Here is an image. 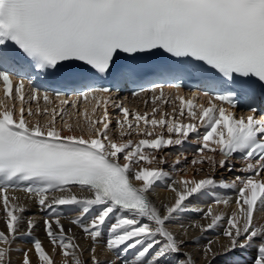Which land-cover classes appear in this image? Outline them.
<instances>
[{
    "label": "snow or ice",
    "instance_id": "snow-or-ice-1",
    "mask_svg": "<svg viewBox=\"0 0 264 264\" xmlns=\"http://www.w3.org/2000/svg\"><path fill=\"white\" fill-rule=\"evenodd\" d=\"M13 45L27 59L21 60ZM161 50L171 57L191 58L192 67L161 73L173 80L199 70L196 62L219 74L222 79H209L206 84L207 106L194 104L195 92L186 99L179 82L171 84L176 89L172 100L157 84L151 89L153 93L159 89V95L152 97L149 118L148 112L141 114L116 102L111 88L97 85L99 78L108 76L115 87L134 80L140 73L138 61ZM14 76L19 77L15 87ZM25 78L31 92L27 97ZM41 78L52 81L51 95L59 100V108L37 107L35 112L25 108L26 100L38 101L41 95L50 102V93H41L49 85L37 83ZM253 80L264 87V0H0V81L5 96L13 99L14 87L20 102L17 108L0 101V205L6 227L0 230V264H13L11 254L17 250L13 245L30 236L40 222L24 216L28 204L15 195L17 191L26 193L25 201H34L45 213L43 228L52 246L50 253L40 239H33L19 264H32V252L36 264H116V260L197 264L184 251L189 241L199 243L189 228L203 234L222 224L226 226L221 235L227 242L221 243L219 237L208 240L198 250L202 264H234L228 258L231 253L252 248L256 255L251 264H264V223L254 222V212L264 210V116H256L260 100ZM66 92L73 95L63 98ZM89 97L96 101L92 112L102 107L103 115L85 116V130L78 105ZM241 98L249 112L237 117L230 109ZM160 100L179 102L172 107L171 118L166 119V112L156 118ZM109 102L123 116L116 119L115 129L110 127ZM225 102L230 108L223 106ZM66 106L74 111L68 112ZM33 116L37 118L28 119ZM40 116L47 118L41 122ZM64 116H75V123ZM185 116L188 122L182 119ZM133 134L143 138L124 139ZM190 134L200 145L190 163H207L209 172L199 179H173L167 185L174 193L172 202L157 207L149 192L157 182L171 179L163 167L167 158L159 153L169 147L182 149ZM237 153L246 162L240 169L244 175L217 181V168L231 171V158ZM182 163L185 167L179 171L187 172L189 161L181 150L173 169ZM73 187L91 195H77ZM217 188L231 190L234 196L214 197L206 210L191 207L193 198ZM233 203L230 214L216 211L215 206ZM64 209L78 213L70 222L91 238L90 249L80 245L70 228L65 229ZM188 211L201 212L208 222L179 225L183 238H178L168 225ZM106 224L105 247L116 253V260L102 262L96 243L104 237ZM133 249L134 256L127 258ZM85 250L90 252L88 260L82 256Z\"/></svg>",
    "mask_w": 264,
    "mask_h": 264
},
{
    "label": "bare ground",
    "instance_id": "bare-ground-1",
    "mask_svg": "<svg viewBox=\"0 0 264 264\" xmlns=\"http://www.w3.org/2000/svg\"><path fill=\"white\" fill-rule=\"evenodd\" d=\"M57 105H59V102L54 103L52 106H47V107L48 108H52V107L55 106L56 108H59V106L57 107ZM178 105H179V103L165 105V106L164 105L160 106L159 107V110L157 112L156 118L157 119L160 118V112H166V113L169 114V116L166 117V119L167 118H171L172 107H178ZM43 108H45V107H41V109H43ZM132 109L136 110V107L135 108L132 107ZM66 110L68 112H73V111L68 110V109H66ZM108 110L110 112H112L114 110V108L112 106H110ZM140 113L141 114L144 113V110H140ZM148 113H149V118H151V112H148ZM96 114H98V117L102 116L103 115V109L97 110L95 113L88 112L86 115H81V116L82 117H84V116H90L92 119H97L96 118ZM33 117H35V116H33ZM43 117L44 116H40L39 117V119L41 120V122H43L47 118V117L46 118H43ZM67 117L68 116H64V119H67ZM111 117H112V114L110 115V113H109V119L112 121L110 127H112V125H114V123H115V121L112 120ZM119 117H121V116L119 114H116L115 119H117ZM36 118H34V119H36ZM28 119H32V117H28ZM182 119H184L185 122H188V119H187L186 116L183 117ZM57 123H58L57 124L58 126L61 124V118H59L57 120ZM81 123L85 127V130H86V127L87 126H86V124H84V120H81ZM156 130H160L159 127H157ZM139 138H140V136H139ZM190 138L191 139L183 145V148L182 149H180L179 147H176V149H172L170 147L172 149L171 152H173V151L177 152V151L182 150L185 153L186 149L192 148V147L198 149L199 148V144H197L195 142V136H194V134H190ZM184 146H186V147H184ZM188 151L190 153L192 152L189 149H188ZM195 153H196V151H195ZM206 154H212V153H206ZM170 155L171 154H169V153L165 155L166 158H167V163L164 164L163 167H164V169L166 171H169L170 172L171 179L157 182L154 185L153 189L149 192L150 198L152 199L153 203L157 207H160L162 205V203H170L173 200L174 193L168 188L167 185L170 184L173 179H178L180 176H187L188 178L193 177V175L189 174L190 173V169H191L190 167L196 166V165H194V166L191 165V163L188 164V170H187V172L179 171V169H182V168L185 167V165L183 163L180 164V165H176V168L173 169V162H174L175 159L173 161L170 160V158H168ZM189 157H190V154H189ZM220 158H221V155L220 154H217V159L219 160ZM122 162H123V160L121 159V163ZM245 163L246 162H241V161H238V160H236L234 158H231V164L233 165L232 170L231 171H228L227 168H223L222 172H219V173H218V170H216V172L214 173V175H215L216 178L218 177L217 178V181H219L221 179H224V180H227L228 179L227 181H232L235 176H238L240 174L244 175V173L242 171H240V169H242L245 166ZM142 164H143V166H148V167L156 166L154 164H146V163H143V162H142ZM201 167L203 168V171H205L206 173L209 171V165L207 163H204L203 165H200L199 167H196V169H199ZM203 171H200V172H203ZM199 175H201V174L195 175V178L199 179V178H202L203 176H205L204 174L202 176H199ZM135 183H137V185H139V182H135ZM72 192L76 193L77 195H82V196H89V195H91V193H89L87 191H83L82 192L79 187H73L72 188ZM15 195L17 197H19L22 202H25V203L28 204V210L24 213V216L25 217L35 216L40 221L39 224H38V226L33 229L32 234H31L32 235L31 238H30V236H24V237L18 239L17 242H16V244L13 245V248L14 249H17V250H14L12 252V254H11L12 255L13 264H19V261L23 257V249L31 248L32 247V241H33V239L40 238V240L43 242L44 247L50 253H51V247L52 246H51V244H50V242H49V240H48V238L46 236V233L44 232L43 220H42L43 215H42V211L39 209V206L36 205V203L34 201H25L24 198L26 196V193H24L22 191H17L15 193ZM223 196H234V192L231 191V190H228V189L217 188V189H215V190H213V191H211V192H209V193H207V194H205L203 196H200L198 198H193L191 200V207H199V208H202V209L206 210L207 205L213 203V198L214 197H223ZM215 207H216V211H224V212L230 214L231 208L232 207H235V205L233 203L231 206L219 205V206H215ZM186 213L187 214H185V216L187 217V219L190 217L189 215L195 216V217L200 216L199 217L200 219L197 218V219L188 220L187 222H185V221H182L181 222L180 219L178 218V219H175L172 223H170L168 225V227L170 229H172L178 235V238H183L182 236H180V233L183 230L179 227V225L183 224V225L187 226L190 222L196 221V220H200L201 223H207L208 222L207 220H203L202 219V213L201 212L188 211ZM77 214H78L77 212L69 211V213H67V214H65L64 216L61 217V222L64 224L65 229H69L70 228L72 230V233L75 234V236L78 239V242L80 243V245L83 248L90 249V247L92 245L91 238L86 237L85 236V233L82 231V229L80 227H78L77 225L72 224L70 222L71 219L74 218ZM182 215L184 216V214H182ZM4 216H5V213L2 210V205H0V230H6L5 220L3 219ZM89 219H90V217H89ZM184 219H182V220H184ZM110 222L111 221H109V223ZM254 222L257 223V224L264 223V210H257V211L254 212ZM85 223H87V220L85 221ZM107 227H108V225L106 224L105 225V228H104L105 235L96 244V255H97L98 259H100L102 262L103 261H113V260H116V253L107 250L106 247H105V245H106ZM26 228H27V225L25 223L24 225H22V230H26ZM218 230H220L219 231L220 233H218L219 235H216V236L213 235L214 237H209V235H208V239L205 237V239H207V240H204V239H202L203 238V234H205V236H207V233L201 234L198 229L189 228L190 235L191 236H194V237H198L199 238V243H193V242L189 241L185 245L184 251L191 253L192 256H193V258L197 261V264H202L201 257H200V255L198 253V250L203 245H205L208 240H210V239L215 240L216 237H219L221 243H226L227 242L226 241V238L221 235V233L223 232V228H220V229L218 228ZM214 247H215V245H214ZM135 252H136L135 249L130 250L128 252V254H127V257H128V255H133L134 256ZM255 255H256V249L255 248H252L250 250H244V251L237 250V251L231 253L228 258L230 260H232L234 262V264H251L252 258ZM82 256H83V258L85 260H88L89 259V256H90V252L88 250H85L82 253ZM30 258L32 260V264H36L37 258H36V255H35L34 252L30 253ZM55 258L57 260H59L60 259V256L57 255ZM116 264H120V261L119 260H116Z\"/></svg>",
    "mask_w": 264,
    "mask_h": 264
},
{
    "label": "rangeland",
    "instance_id": "rangeland-1",
    "mask_svg": "<svg viewBox=\"0 0 264 264\" xmlns=\"http://www.w3.org/2000/svg\"><path fill=\"white\" fill-rule=\"evenodd\" d=\"M85 117V116H84ZM84 117H82V116H80V121L81 120H84ZM34 118H36V117H32V119H34ZM43 118H46V117H43ZM60 118V116L59 117H57V120ZM96 118L98 119L99 117H98V114H96ZM67 119H68V121H69V123H72L73 122V124L75 123V120H76V117L75 116H73V117H67ZM168 119V118H167ZM83 123V122H82ZM58 124V123H57ZM114 126V127H113ZM115 123H114V125H112V127L111 128H113V129H115ZM126 127V126H125ZM156 131H160V130H156ZM165 134H167L166 133V129H165ZM135 136V137H134ZM132 137V138H131ZM139 138V136H137V135H135V134H133V136H125L124 137V139L126 140V139H132V140H134V141H138L139 139H141V138H143L142 136H140V138ZM149 138H151V137H149ZM152 138H154V137H152ZM184 147H186V146H184ZM172 149H176V147H171ZM170 147L169 148H166V149H164L162 152H160L159 153V155H166V154H171L168 158H170V160H174V159H176V156H177V154L178 153H176L175 151H173V152H171L172 151V149H171ZM178 152V151H177ZM187 152V153H186ZM189 151H185V153L184 154H188L187 155V157H188V161H189V164H190V161H191V159L194 157V155H196V153L194 152V151H192L191 153L189 152ZM189 154H190V157H189ZM193 155V156H192ZM175 161V160H174ZM200 165H196V166H194V167H190L191 169H190V173L189 174H191V175H193V176H195V175H197V174H201V175H199V176H202L203 174L204 175H206V174H208V172L206 173L205 171H203V172H196L195 170H196V167H199ZM218 170V173L219 172H222V170H223V168H218L217 169ZM220 170V171H219ZM195 174H194V173ZM205 172V173H204ZM193 173V174H192ZM203 173V174H202ZM236 177V176H235ZM235 177L233 178V180L235 179ZM216 178V177H215ZM218 178V177H217ZM216 178V179H217ZM228 180V179H227ZM226 180V181H227ZM224 195V194H223ZM185 214H187L186 212L184 213V216H185ZM183 215H182V217H180L179 219H180V221L182 222V221H185V222H187L188 220H192V219H200L199 217L200 216H198V217H195V216H191V215H189L190 217L187 219V217L185 216L184 217ZM185 218V219H184ZM182 219H184V220H182ZM226 225H221V227L220 228H223L224 229V227H225ZM219 228V229H220ZM220 230H218V229H215V230H209V231H207L206 233H207V236H205V234H203V238L202 239H204V240H207L208 239V235H209V237H214V236H216V235H219L218 233H220L219 232ZM214 233V234H213ZM214 235V236H213ZM31 236L32 235H30V238H31ZM205 237L207 238V239H205ZM98 243V242H97ZM96 243V244H97ZM133 257V255H128V257L127 258H132Z\"/></svg>",
    "mask_w": 264,
    "mask_h": 264
}]
</instances>
